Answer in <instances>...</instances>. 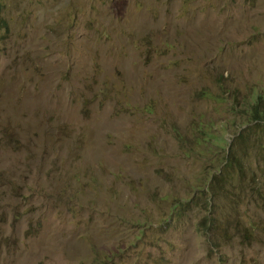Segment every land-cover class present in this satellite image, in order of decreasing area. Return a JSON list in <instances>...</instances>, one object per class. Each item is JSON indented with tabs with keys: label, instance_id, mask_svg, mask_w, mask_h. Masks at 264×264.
<instances>
[{
	"label": "rangeland",
	"instance_id": "rangeland-1",
	"mask_svg": "<svg viewBox=\"0 0 264 264\" xmlns=\"http://www.w3.org/2000/svg\"><path fill=\"white\" fill-rule=\"evenodd\" d=\"M0 1V264H264V0Z\"/></svg>",
	"mask_w": 264,
	"mask_h": 264
},
{
	"label": "trees",
	"instance_id": "trees-1",
	"mask_svg": "<svg viewBox=\"0 0 264 264\" xmlns=\"http://www.w3.org/2000/svg\"><path fill=\"white\" fill-rule=\"evenodd\" d=\"M3 10V6L2 3L0 1V14ZM6 24L5 20H0V26H4ZM251 97H244L243 98V102L241 103L242 107L245 108L247 107V110H243L244 113H246L244 115V117H247V121L248 123L250 122H254L253 124H255L256 122H258L259 120H263L264 121V92L263 90L261 92H253L251 95ZM259 124H255L253 127L257 126ZM193 128H194V132L192 137L190 138L191 142H195L198 144H204V143H209L211 141L214 140V143H216L215 138L216 134L213 132L212 130V126L209 125H205V124H199L198 122H194L193 123ZM251 128V129H252ZM223 148V146H222ZM239 156L230 150L227 149L226 154L224 155V157L221 160H217L212 168H211V178L215 177H219V176H225L227 170H228V166L230 165H235L237 163V161H239ZM231 178V177H230ZM200 190H202L205 193H209L212 191L211 188L208 187H200ZM208 203L210 204V206H214V202L213 200H209ZM209 220H213L212 215H208ZM144 226V225H143ZM146 228V227H144Z\"/></svg>",
	"mask_w": 264,
	"mask_h": 264
},
{
	"label": "clouds",
	"instance_id": "clouds-1",
	"mask_svg": "<svg viewBox=\"0 0 264 264\" xmlns=\"http://www.w3.org/2000/svg\"><path fill=\"white\" fill-rule=\"evenodd\" d=\"M0 27H2L3 28V31H5L6 29H8L9 28V25L6 23L4 26H0ZM261 92V91H260ZM227 149H229V148H227ZM1 153H5V152H1ZM9 158H11V159H13L14 157H15V154H10V153H5ZM205 193V192H204ZM207 194H210L211 195V199H209V200H213V202H214V199H213V196H214V192L213 191H211V192H209V193H207ZM209 204V203H208ZM214 205H215V203H214ZM209 206H210V204H209ZM177 208H178V205L177 204H175V208H173V209H176L177 210ZM212 218L214 219V216L212 215Z\"/></svg>",
	"mask_w": 264,
	"mask_h": 264
}]
</instances>
